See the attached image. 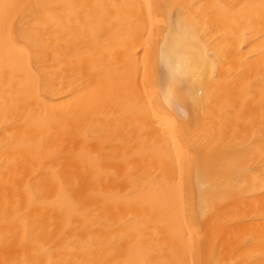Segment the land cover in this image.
<instances>
[{
  "label": "bare ground",
  "instance_id": "obj_1",
  "mask_svg": "<svg viewBox=\"0 0 264 264\" xmlns=\"http://www.w3.org/2000/svg\"><path fill=\"white\" fill-rule=\"evenodd\" d=\"M0 264H264V0H0Z\"/></svg>",
  "mask_w": 264,
  "mask_h": 264
},
{
  "label": "rangeland",
  "instance_id": "obj_2",
  "mask_svg": "<svg viewBox=\"0 0 264 264\" xmlns=\"http://www.w3.org/2000/svg\"><path fill=\"white\" fill-rule=\"evenodd\" d=\"M158 53V46L154 45L153 47V52H152V64H151V70H150V83H149V92L152 94V101L154 103H159L162 104V107L166 104L165 100V93L168 89L167 84L165 83L164 80V74L162 67L160 65V62L157 57ZM188 181L192 183L193 191L192 195L194 196L195 199L198 198V191L196 187L194 186V176L188 177ZM189 208V223L192 225V227L196 230L199 231L201 229V220L197 215V212L191 208Z\"/></svg>",
  "mask_w": 264,
  "mask_h": 264
}]
</instances>
